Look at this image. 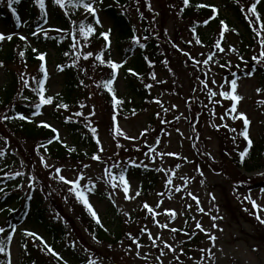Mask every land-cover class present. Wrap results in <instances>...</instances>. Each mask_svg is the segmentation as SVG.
I'll use <instances>...</instances> for the list:
<instances>
[{"label": "rangeland", "instance_id": "obj_1", "mask_svg": "<svg viewBox=\"0 0 264 264\" xmlns=\"http://www.w3.org/2000/svg\"><path fill=\"white\" fill-rule=\"evenodd\" d=\"M211 1L217 3V0ZM90 2L96 8L101 27L109 29L112 22L103 12L100 3L97 0ZM130 2L131 15L138 31L135 40L146 39L139 18L146 17L153 39L162 46L160 53L164 56L162 62L165 63L166 60L169 62L166 63L167 70L152 71V74L148 75V80L147 76L145 77L151 84L155 97L146 103L141 112L134 113L126 119L122 118L116 127L114 123V135L117 139L113 140L107 133L105 123H109L111 113L103 102L94 96L95 91L90 86L88 99L90 108L94 106L96 112L98 110L101 112L103 108L104 122H99L102 126L99 131L101 139L97 155L100 160L92 159L78 164L54 161L33 148L35 142L31 137L19 132L17 134L10 127H1L0 132L10 137L14 143L12 149L18 152L20 167L15 171L22 173L20 187L22 193L27 194L34 189L44 197L51 196L55 212L66 222L70 231L83 238L80 244L74 242L77 241L75 236L72 237L73 245L79 246L89 257L90 254L91 256L94 254L97 259H93V262L96 264H264V224L254 215L259 212L264 219V211L253 208L246 199L250 195L252 200L264 208V188L246 187L250 183L264 182V175H261L264 168L246 173L233 162L236 153L244 151L247 147L246 140L240 135L244 128L243 119H233L234 116L244 113L250 121L248 127L249 139L252 140L251 148L264 136V86L251 71V67L254 68L256 65L264 66V61L257 63L252 59L254 56H260L262 51L260 40L264 39V32L254 40L251 60L241 61L233 47L237 43V37L228 33L225 36L221 29L218 30L211 48L201 46L191 31V25L200 19L195 15L186 17L184 10L181 11L180 0H130ZM79 15L80 19H84L88 14ZM0 33L5 37L16 36L23 34L24 30L0 23ZM205 33L207 32L204 31ZM109 38L112 42L115 40L114 35ZM26 42H30V39L26 38ZM217 42L219 48L216 46ZM106 45L108 46L107 42ZM109 48L114 58H120L114 43ZM74 50L78 54L83 53L79 45ZM44 55L49 63V93H56L62 89L63 77L55 67L54 51L46 49ZM209 56H212L211 60H208ZM217 56L225 60L223 65H218L220 60ZM206 60L207 63H204ZM127 61L129 62V59ZM240 64H243L242 69ZM4 68L6 69V65L0 62V81L6 74ZM12 68L19 72L20 78L23 77L27 84L35 83L38 67L29 68L23 62L15 63ZM156 69L159 70V66ZM243 70H249L248 72L253 74L244 76ZM232 79L237 80L235 94L242 97L238 102L219 94L222 91L231 92ZM116 84L120 92L125 90L126 81L121 71ZM257 89L261 91L258 93ZM196 90L206 96V100L200 99L202 103L200 107H206L202 111L201 119L195 124V130H192L189 99ZM210 92H216L217 95L210 96ZM233 103H236L237 111L230 113ZM156 111L157 116L152 117ZM95 116L99 120L102 119L99 112ZM41 120L48 118L37 119ZM53 124L60 129V135L65 137L64 130ZM117 128L120 130L119 134ZM232 128L236 131H231ZM197 129L198 134L195 138L194 131ZM236 141L239 143L238 150L233 149ZM120 142L124 143V151ZM196 144L199 145L200 152L197 151ZM113 156L117 158L114 160L111 158ZM113 164L118 167H112ZM130 165L146 167L157 175L155 191L149 197L135 195L145 180L135 176H125L130 185L128 196L133 198L125 199L122 187L112 188L106 170L118 175L122 168ZM33 167L37 171V176L32 172ZM57 169L60 171L57 172ZM60 175L67 180L83 176V179H80V190L84 192L110 231H114L122 218L124 225L128 227V234L133 237L139 236L141 247L138 248L129 239V235L123 239L122 245L96 241L87 232L84 219L79 216L83 209L80 205L82 203L74 192H69L73 185L62 182L59 179ZM168 180L172 183L169 184ZM116 183L119 184V181ZM90 188L93 190L88 191ZM177 188L181 190L177 192ZM110 195L112 199H109ZM193 196L198 199L199 204L192 198ZM145 203L153 209L152 213L143 207ZM200 208L204 211H199ZM138 211L140 217L130 218ZM170 211H175V218L170 217ZM213 216L222 219L213 221ZM197 222L206 232L196 227ZM214 223L217 227L212 226ZM165 224L168 227H162ZM16 228L11 241L10 262L23 264L20 259V232L24 228L31 229L32 226L19 223ZM35 231L39 230L35 228ZM42 236L45 241L53 243L46 233ZM209 236H214L215 241L209 239ZM191 238L198 239V249L192 257L185 258L180 251L185 249L184 243ZM30 240L37 244L35 240ZM165 243L171 245V249L164 247ZM55 248L64 259H71L64 247L55 244Z\"/></svg>", "mask_w": 264, "mask_h": 264}, {"label": "trees", "instance_id": "obj_2", "mask_svg": "<svg viewBox=\"0 0 264 264\" xmlns=\"http://www.w3.org/2000/svg\"><path fill=\"white\" fill-rule=\"evenodd\" d=\"M180 1L181 11L184 10L186 17L195 15L200 19L191 25V31L201 46L211 48L218 30L221 29L220 31L225 36L228 33L237 37V43L233 47L242 58L241 61L251 60L253 55L251 50H253L254 40L258 36L254 29H259L260 24L264 22V0H260L256 5L260 20H256V16L249 12L256 0H217V3L211 0H189L188 6L184 5L183 0ZM44 2L45 8L41 10L37 0H20V3L13 5L16 9L15 15L8 8L7 0L0 3V22L10 26L21 23L25 29V33L21 36H30L35 44V47L26 44L19 35L12 36L11 40L6 38V40L0 41V62L2 65H6V69L4 68L5 77L0 81V128L10 127L17 134L19 132L24 136L31 137L35 142L33 148L41 154L48 155L54 161L78 164L92 160L93 156L99 155L98 141L101 139L99 131L102 126L99 122H104L103 108L101 112L98 110L99 115L102 116V119L99 120L95 116L98 112L95 111L94 106L90 108L88 103L90 86L95 91L94 96L101 100L111 113L109 123H105L108 135L116 140L114 123L116 127L122 118L126 119L134 113L141 112L146 103L153 100L155 95L151 84L146 81L145 77L147 76L148 80V75H151L152 71L167 70L165 68L168 61L162 62L164 59V56L160 54L162 46L153 39L146 17H139L146 39L135 40L138 31L131 15L132 2L130 0H99L105 14L112 22L110 32L107 34L115 36V48L122 58L118 59L119 61L117 58H113L110 48L106 45V40L101 35V33H106L104 29L99 27L100 25L95 22L92 15L83 12V7L74 9L67 3V0L65 8L57 5L55 0H44ZM198 5H206V7H198ZM213 8H215V12ZM242 8L243 11H241ZM82 13L88 15L84 19H80L79 14ZM249 20H252L253 23L250 24ZM205 21L208 23L205 24ZM221 21L224 22L223 25ZM81 23H84L86 27L92 25L95 31L86 37L79 32ZM225 25H227V29H225ZM204 31L207 33L204 34ZM77 44L83 51L82 54L75 52L74 48L78 46ZM73 45H75L74 48ZM47 48L55 50V65L57 70H60V75L62 74L63 88L60 92L49 95L45 86L49 78L47 69L44 96L45 99L51 97L52 103L41 105L37 109L36 104L40 102V97L35 89L38 87L37 81L45 77V72L41 69L46 70L38 57L43 55ZM88 53H92V55L88 56ZM101 53H103V64L96 58ZM86 56L87 59H85ZM217 58L220 60L218 65L225 63V60L220 56ZM109 60L116 63L124 62L119 63L121 64L119 70L123 73L126 81L123 92H120L115 80L112 85L114 93L103 86L106 81L113 78V70L107 63ZM23 62L29 68L38 67L39 71L35 83L27 84V87H25L24 80H21L19 72L12 68L15 63L23 64ZM240 65V69H242L243 64ZM157 66H159V70L156 69ZM249 70H243L245 76ZM251 71L257 75L259 82L264 86V66L256 65L254 68L251 67ZM24 97L28 99H24ZM200 99L206 100V96L199 90L190 95L189 117L190 123L193 124L192 130H195V124L201 119L202 111L206 107H200L202 105ZM117 100L120 103H117ZM37 112L38 115H33ZM156 114H158L157 111L153 113L152 117L157 116ZM19 115H24L28 119L20 120ZM5 116L9 119H4ZM44 116L48 120L37 121V118ZM45 123L51 127H44ZM53 123L64 130L65 137L60 135V129H57ZM52 128H55L56 132H53ZM93 129L95 132L92 131ZM197 134L198 129L194 131L195 138ZM13 144L9 136L0 132V228L5 229V232L0 233V240L6 241L5 252L0 253V264H9L7 237L10 236L12 225L18 220H24L34 228H39L43 233L49 235L53 242L47 243L43 239H39L40 242L38 239H34L37 244L32 243L31 237L27 234L29 232L23 230L21 232L20 255L23 264H65V262L66 264H90L94 261L93 259L97 258L94 254L93 256L90 254L89 257L81 251L79 246L73 245L72 237L75 236L77 241L74 242H80V244L83 238L70 231L66 222L55 212L51 196L44 197L35 190H31L27 194L22 193L20 187L23 177L16 175L15 169L20 167V162L17 156L18 152L12 149ZM257 144L255 143L253 148L248 150L244 163H240V152L236 153L233 162L237 168L247 172H256L264 168V136ZM234 145L233 149L238 150V141ZM120 146L124 151L123 142H120ZM196 147L200 152L199 145L196 144ZM133 156L134 154L130 157ZM111 158L115 160L117 156ZM122 169L126 170L125 175L145 179L139 188L142 197L147 198L152 192L154 193L157 175L153 173V170L138 165H130ZM32 172L37 176L35 167L32 168ZM248 186V188L254 189L264 188V182L250 183ZM43 189L46 190L44 186ZM80 205L83 209L79 216L84 219L87 232L96 241L104 244L122 245L121 242L128 235V227L124 225L122 218L114 231H110L98 213L101 224H97L90 213L86 209L84 210L85 206ZM137 217H140L139 211L130 216V218ZM186 228L188 227L186 226ZM31 233L40 237L36 232L31 231ZM136 238L138 239L139 236ZM197 242L198 239L195 238L186 241L183 245L185 249L181 250L180 254L185 258L192 257L198 249ZM45 244L51 247L53 252L56 250L55 244L64 247L71 259L67 260L59 255H53L47 251Z\"/></svg>", "mask_w": 264, "mask_h": 264}, {"label": "snow or ice", "instance_id": "obj_3", "mask_svg": "<svg viewBox=\"0 0 264 264\" xmlns=\"http://www.w3.org/2000/svg\"><path fill=\"white\" fill-rule=\"evenodd\" d=\"M3 0H0V3H2ZM184 2V5L185 6H188L189 5V0H183ZM260 2V0H256L255 3L252 4L251 8L249 9V12H251L253 15L256 16V20H260V16H259V13L257 12V7L256 5ZM20 3V0H7V6L9 9H11L13 15H15L16 13V9L13 7L14 4H18ZM37 3L39 4V7L41 10H43L45 8V2L44 0H37ZM55 3L57 5H59L61 8H65L66 7V0H55ZM67 3L71 5V7H73L74 9L75 8H78V7H83L85 9V11L92 15L93 17H95V13H96V8L93 7V3L92 2H86V0H67ZM198 7H206V5H198ZM213 11L215 12V8H213ZM241 11H243V8L241 9ZM17 19L19 20V17H17ZM95 22L97 24L100 23L99 19L96 18L95 19ZM205 24L208 23V21H205L204 22ZM249 23H253L252 20H249ZM221 24L223 25L224 22L221 21ZM225 29H227V25H225ZM95 31V29L92 27V25H87V27L85 26L84 23H81L79 25V32L84 34L86 37L89 36L90 34H92L93 32ZM254 31L257 32V35H259L261 32H264V22H262L260 24V28L259 29H254ZM101 35L104 37L105 40H108V34L107 33H101ZM5 38H7L8 40H11L12 39V36L11 35H8L7 37H5L4 34L0 33V41H3ZM20 39H25V37L21 36ZM199 42V41H197ZM260 44L262 46V51L260 53V56L259 57H253L252 59L255 60L257 63H260L262 61H264V39H261L260 40ZM142 46V45H141ZM218 48H219V42H217V45H216ZM73 47H75V45H73ZM221 51H223V49H220ZM21 55H23V53H21ZM67 55V54H66ZM92 53H88V56H91ZM103 57V53H101L99 56H97L96 58L100 60V62L103 64L104 63V60L102 59ZM40 60H44V56L43 55H40L38 57ZM85 59H87V56L85 57ZM212 59V56H209L208 57V60H211ZM242 59V58H241ZM108 66L113 70V78L112 79H109L108 81H106L104 83V87L107 88L110 92H113L114 93V89L112 88V85L114 83V78H115V75H116V72L117 70L121 67V64L119 63H116V62H113L111 60H109L108 62ZM199 63V62H197ZM204 63H207V60L204 61ZM42 71L45 72V77L44 79H41V80H38L37 81V89H35V91L37 92V94L39 95L40 97V102L38 104H36V108L39 109L41 107V105H47V104H51L52 103V98L51 97H48L47 99H45L44 97V92H45V88H44V83H45V80L47 78V73H46V70H44L43 68L41 69ZM62 70V69H61ZM131 71V70H129ZM253 73L252 72H248L246 73V75L248 76H251ZM234 75V74H233ZM21 79L23 80V77H21ZM25 83V87H27V81H24ZM230 85H231V92L229 91H222L220 92L219 94L226 98V99H230L232 101H236L238 102L239 100L242 99V97H240L239 95H236L235 92H236V89H237V80L236 79H232L230 81ZM207 86V85H206ZM261 90L260 89H257V92L259 93ZM210 96H215L217 95L216 92H210L209 93ZM115 98V97H114ZM24 99H28L27 97H24ZM117 103H120L119 100L116 101ZM216 103H219V101H216ZM61 107H67L66 105H60ZM230 113H235L237 111V105L236 103H233L231 105V108H230ZM39 113H33V115H38ZM4 119H9V117L5 116ZM19 119L20 120H26L28 119V117L24 116V115H19ZM221 119H223V117H221ZM233 119H243V125H244V128H243V131L240 133V135L247 141V147L244 151L240 152V163H244V160H245V157L247 156L248 154V150L251 148L252 146V140L249 139V124H250V121L246 118V115L244 113H238L236 116L233 117ZM44 127H51L50 125L48 124H44L43 125ZM224 127H228L227 125H224ZM231 131L235 132L236 129L232 128L230 129ZM52 131L53 132H56V129L55 128H52ZM93 132H95V129L92 130ZM117 134L120 133V130L119 128H117ZM57 139L59 138L58 135L56 137ZM235 139V137L233 138ZM99 142V141H98ZM49 143H51V141H49ZM101 151H103V149L101 148ZM169 155H172L171 153H169ZM94 160H100L101 158L99 156H93L92 157ZM41 159H43V157H41ZM134 163V162H133ZM47 167V165H45ZM112 167H118V165L116 164H113ZM60 170L57 169V172H59ZM125 169H121L120 172L118 173V175H114L111 170H106L107 172V176L109 177V182L111 183V186L113 189L117 188V187H122L123 189V192L125 194V199H130V198H133V197H129L128 196V192H129V182L128 180L126 179L125 177ZM16 175H22V173H16ZM201 175H203V173H201ZM261 175H264V173H262ZM59 179L66 183V184H70V185H73V187H70L69 188V192H74L77 199L85 206V208L87 209V211L90 213V215L96 220V223L97 224H101V221L96 213V211L94 210L93 206L89 203L88 199L86 198L85 194L83 191L80 190V179H83V176H81L79 179H75V180H67L63 175H60L59 176ZM116 181H119V184L116 183ZM168 183L171 184L172 181L171 180H168ZM93 189H88V191H92ZM181 189L180 188H177L176 191L179 192ZM141 193L140 191H136L135 195L136 196H139ZM189 195H191V193H189ZM194 200L197 201V204H199V201L198 199L193 196L192 197ZM109 199H112L111 195L109 196ZM213 199H215L213 197ZM246 199L249 200V202L252 204V207L253 208H256V209H259V210H262L264 211V208H261L260 205H258L256 203L255 200H252L251 196L249 195L248 197H246ZM143 207L145 209L148 210L149 213H152L153 212V209L147 204L145 203L143 205ZM190 207V206H189ZM246 211H248V209H245ZM199 211L203 212V208H200ZM169 215L171 218H175V211H170L169 212ZM254 215L256 216V219L264 224V219L261 218V216L259 215V212L257 213H254ZM217 219H222L221 217H217V216H213L212 217V220L215 221ZM102 226V225H101ZM213 227H217V225L214 223L212 225ZM13 229L15 228V226H12ZM162 227H168L167 224L165 225H162ZM196 227L197 228H200L201 231H205V229L202 228L201 224L199 222H197L196 224ZM172 231H177V229H171ZM143 231V230H142ZM5 232V229L4 228H0V233H3ZM29 236H34L36 237V239H41L40 237L36 236L35 233H27ZM129 235V239L132 240L133 243H135L137 245V247H141V245L139 244V241L136 237H133L130 233L128 234ZM151 234L149 233V239H151ZM12 239L11 236H8L7 237V240L10 241ZM209 239L215 241V237L214 236H209ZM43 242V241H42ZM153 245L155 246V241H153ZM5 246H6V241L4 240H0V253H3L5 252ZM45 247L47 248V251L52 253L53 255H58L56 254L55 252H53V249L49 246H47L45 244ZM164 247L166 248H169L171 249V245H168L165 243ZM173 251H175L174 249H172ZM161 255H163V253H161ZM9 264H10V261H9ZM66 264V262H65ZM90 264H94V262H90Z\"/></svg>", "mask_w": 264, "mask_h": 264}]
</instances>
